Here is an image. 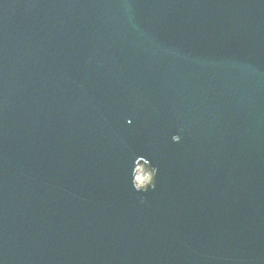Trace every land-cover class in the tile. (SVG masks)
Wrapping results in <instances>:
<instances>
[{"label":"water","instance_id":"1","mask_svg":"<svg viewBox=\"0 0 264 264\" xmlns=\"http://www.w3.org/2000/svg\"><path fill=\"white\" fill-rule=\"evenodd\" d=\"M0 264H264V0H0Z\"/></svg>","mask_w":264,"mask_h":264},{"label":"clouds","instance_id":"2","mask_svg":"<svg viewBox=\"0 0 264 264\" xmlns=\"http://www.w3.org/2000/svg\"><path fill=\"white\" fill-rule=\"evenodd\" d=\"M174 139H178V137H174ZM151 187H154V184L151 185ZM135 190L137 191H143L139 186L135 185Z\"/></svg>","mask_w":264,"mask_h":264}]
</instances>
